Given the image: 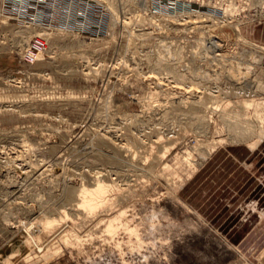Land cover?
<instances>
[{
    "label": "rangeland",
    "instance_id": "rangeland-1",
    "mask_svg": "<svg viewBox=\"0 0 264 264\" xmlns=\"http://www.w3.org/2000/svg\"><path fill=\"white\" fill-rule=\"evenodd\" d=\"M201 2L221 13L113 26L71 0L65 31L0 18V264H264V60L214 57L243 54L238 31L264 45V0ZM33 37L47 49L29 62Z\"/></svg>",
    "mask_w": 264,
    "mask_h": 264
},
{
    "label": "built area",
    "instance_id": "built-area-1",
    "mask_svg": "<svg viewBox=\"0 0 264 264\" xmlns=\"http://www.w3.org/2000/svg\"><path fill=\"white\" fill-rule=\"evenodd\" d=\"M102 6L105 4L95 0ZM151 12H158L164 7L166 12L196 11L201 13L220 14L221 9L211 4L201 2V0H152L150 4ZM107 9V7L105 6ZM153 9V10H152ZM257 7L249 12L255 18ZM187 11V12H188ZM0 13L9 15L12 23L24 24L27 22L36 23L43 27H71V0H0ZM264 18V17H262ZM27 55L24 58L32 62L28 55H34L46 50V41L42 37H33Z\"/></svg>",
    "mask_w": 264,
    "mask_h": 264
},
{
    "label": "bare ground",
    "instance_id": "bare-ground-1",
    "mask_svg": "<svg viewBox=\"0 0 264 264\" xmlns=\"http://www.w3.org/2000/svg\"><path fill=\"white\" fill-rule=\"evenodd\" d=\"M99 1L104 3L105 6L111 11V21L113 20V23H111V24L113 26H116L118 24L117 23L118 21L119 22L121 21L122 24L124 23V25H128L129 24L128 22L122 21V20L119 19L120 18V13H128V12H130V13H134L136 15H139V14L141 15V13L147 14V12H150V13H153V14H155V13L166 14V16H168L171 13V11L170 12H166L164 10V7L161 9V11L151 12L149 8H151L150 4H151L152 0H99ZM254 2H255V0H254ZM255 3H257V2H255ZM258 3H260L259 0H258ZM112 7H114V8H112ZM187 11H178V10H176L175 13L188 14L189 12H187ZM198 13H200V12H198ZM0 18L7 19L8 24L10 26H14V27H18V28L38 27L39 29H44L45 31H48V32L49 31H57V30L58 31H65V30H61L62 28H58V29L54 28V27L47 28V27H43L41 25H38L36 23H31V22H27V23H24V24L12 23L10 21L9 15H6L4 13H0ZM235 26H236V28L238 27L237 24ZM236 28H235V30H236ZM238 28H237V30H238ZM236 33H237L236 36H237L238 43L240 41L241 42L242 41L245 42V44H244V42L241 43V45L243 44V47L241 46L242 48L240 50H241V52L243 51V54L239 55V54H237L238 51L236 53L234 51V48L233 49L231 48L232 51H231V49H229V50L227 49L228 50L227 52L225 51L224 53H217V52H219V51H217L216 54L213 52L215 55L214 54H212V55H214L215 58L224 59V60L228 61L227 63H230L228 58H231V57L233 58L234 57L235 60H238L239 62H241V64H243L241 66V69H239L238 66H236L239 70L245 71V70L248 69L249 71L252 72V71L255 70V68H258L259 70L263 69L264 46L263 45H256L255 43H251V42L248 43V42H246L244 40V38H242V34L239 31L236 32ZM30 41L28 43H25L24 45H22V48L20 49V52H21L22 56H26L27 55V53H26L27 50L26 49L29 48ZM239 45H240V43H239ZM201 46H203V45H201ZM46 49H47V42H46ZM45 51L42 50L41 52L36 53L34 55H28V57L30 59H32V61H34V60H36L38 58L39 54H41V53L44 54ZM231 63L233 64V62H231ZM220 65H221V63H220ZM235 65H237V64H235ZM236 67H234V68H236ZM249 79H250L249 82L252 83V84H258L260 86L264 85V81H261L260 79H257V78H254V79L249 78ZM105 187H106V185L103 182H99L97 184V187L94 190H91V189H88V188H85V187L84 188H80L81 189V194H80V200L78 202L79 203V207L85 206L86 208H88L90 210H93L94 208H96L98 202L95 200L94 197H95V195H96V198L97 197H101V194L104 192ZM62 216H63V218H67V213L65 211L62 212ZM53 220L54 219L52 218V220L45 221V225H47L48 227L51 226L52 228H54L53 225H55L56 221H53ZM108 227L113 229L114 226H113V224H110Z\"/></svg>",
    "mask_w": 264,
    "mask_h": 264
},
{
    "label": "crops",
    "instance_id": "crops-1",
    "mask_svg": "<svg viewBox=\"0 0 264 264\" xmlns=\"http://www.w3.org/2000/svg\"><path fill=\"white\" fill-rule=\"evenodd\" d=\"M250 34H251V36L254 38V39H256L257 41H259V42H261L262 44H264V41H262V40H260L259 38H262V39H264V23L263 24H261V25H259V26H257L254 30H252L251 32H250ZM257 35V36H256ZM257 37H258V39H257ZM264 46V45H263ZM246 149V151L248 152L247 154H246V162H245V167H246V164H247V162L249 161V160H251V158H252V156L255 154V152L258 150H255V151H251V149H247V148H245ZM248 183V182H247ZM246 183V184H247ZM245 186V184L243 185V187ZM245 188V187H244Z\"/></svg>",
    "mask_w": 264,
    "mask_h": 264
}]
</instances>
